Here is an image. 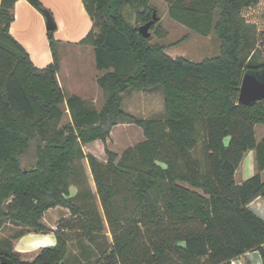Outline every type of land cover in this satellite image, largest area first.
Masks as SVG:
<instances>
[{
  "label": "trees",
  "instance_id": "trees-1",
  "mask_svg": "<svg viewBox=\"0 0 264 264\" xmlns=\"http://www.w3.org/2000/svg\"><path fill=\"white\" fill-rule=\"evenodd\" d=\"M16 1L0 5V229L11 222L49 234L45 212L65 206L81 216V235L99 255L97 264H232L254 250L264 263V219L248 206L264 196V138L256 136V126L264 125V99L239 102L245 73L264 76L257 26L243 13L260 0H167L172 18L218 38L220 53L201 61L173 57L166 44L152 42L153 30L158 37L168 31L151 0H83L93 26L80 43L94 48L102 72L101 108L65 94L55 30L47 31L54 61L34 65L10 32ZM29 1L46 9L41 0ZM154 12L159 18L146 37L139 27ZM155 89L163 93L164 118L124 109V94ZM67 113L70 120L63 123ZM126 118L141 127L144 141L118 162L107 147V162L85 153V144L106 142ZM250 150L258 171L238 183L236 171ZM84 159L112 241L100 216L87 207L90 191L72 196V186L82 187L86 179L78 163ZM26 161L31 165L25 169ZM191 223L197 226L187 227ZM77 226L72 222L73 230ZM55 237L30 261L7 250L0 256L17 264H66L67 234Z\"/></svg>",
  "mask_w": 264,
  "mask_h": 264
},
{
  "label": "rangeland",
  "instance_id": "rangeland-1",
  "mask_svg": "<svg viewBox=\"0 0 264 264\" xmlns=\"http://www.w3.org/2000/svg\"><path fill=\"white\" fill-rule=\"evenodd\" d=\"M160 1L161 2H159V0H154L153 3L157 8L158 14L162 17L160 24L168 30V35L165 37H158L155 30H153V43L166 44L168 51L172 53L173 56H185L193 61H201L207 57L217 56L220 53V42L215 35L213 37L204 36L191 27L175 21L169 14L167 9L169 6H167V3L164 0ZM45 8L49 9L46 6ZM49 10L52 12L51 9ZM257 28V44L263 50L264 55V20L262 22L261 20L259 21ZM57 50L62 64V67L59 70V83L64 87L65 94L67 96L76 94L81 97L87 94L90 96L87 100L98 108H101L104 103V95L98 83L95 84L94 78L96 75H101L102 72L96 67L93 47L88 44H81L78 46L63 48L59 44ZM96 85L100 90L95 87ZM123 106L126 111H129L138 117L157 119L165 117L163 93L159 89L152 91H132L124 94ZM69 120L70 115L67 113L63 118V123ZM263 127L264 125H259L258 136L263 133ZM144 140L145 137L141 127L126 118L120 120V122L114 126L111 130L110 137L106 142L97 139L85 144L83 149L85 153H91L99 160L107 162V147L119 155L117 159L118 162L127 149ZM78 163L83 166L86 179L82 187L76 185L72 186V196L80 189L90 191L91 198L89 202L86 203L87 207L91 209L93 214L96 213L100 216L105 225V233L109 237V241H112V234L110 233L107 218L97 194V186L93 179L89 162L87 159H84ZM25 165H31V162L26 161ZM111 178H115L113 174H111ZM115 182L123 185L122 183L124 181L118 179ZM86 201L88 200H85L84 202ZM42 221L48 229H51V232L48 235L54 237V240H52L53 242L47 246L56 243L55 232L67 234L69 239V253L66 258V264H75L78 262L97 264L99 255L87 245V242L81 235L83 233L81 226L82 218L79 214H73L70 209L65 206H57L47 210ZM72 222L75 223L76 226L78 225L76 230L72 229ZM65 224L67 226L64 228L61 227V225ZM196 226V223H191L187 227ZM142 229L143 231H146L145 227ZM20 232L41 234L23 225L4 222L0 229V243L3 242L4 237L14 238L15 240L18 239ZM2 245L6 246L5 244ZM43 247L44 245L40 244L34 251L32 250L24 255L20 254L21 258L25 261H30Z\"/></svg>",
  "mask_w": 264,
  "mask_h": 264
},
{
  "label": "crops",
  "instance_id": "crops-1",
  "mask_svg": "<svg viewBox=\"0 0 264 264\" xmlns=\"http://www.w3.org/2000/svg\"><path fill=\"white\" fill-rule=\"evenodd\" d=\"M44 6L52 10L56 23L58 25L54 32V37L63 48L81 45L80 41L87 35L93 26L92 18L86 10L83 0H41ZM154 0H151V4ZM169 6L167 0H164ZM2 0H0L1 5ZM159 2H161L159 0ZM129 7H125L128 11ZM168 9V8H167ZM15 19L11 24V34L26 48L34 65L38 68H44L54 61V55L48 39V29L46 27V19L44 13L38 10L31 4L29 0H17L14 8ZM244 16L248 22L259 24L264 20V0L244 9ZM160 16V15H159ZM215 16L214 18H216ZM160 16V21H161ZM172 18V17H171ZM174 19V18H172ZM177 21L176 19H174ZM186 26V25H185ZM258 30V28H257ZM168 31V30H167ZM168 35V34H167ZM166 35V36H167ZM213 34L207 37H213ZM91 46V45H89ZM94 50V48H93ZM167 52L171 55L167 49ZM95 56V53H94ZM177 57V56H173ZM60 68L62 67L59 58ZM97 77L94 82L97 84ZM58 80H60L58 71ZM61 85V84H60ZM62 86V85H61ZM98 90L99 87L95 86ZM62 88H64L62 86ZM88 93V92H87ZM72 95V94H71ZM87 100L89 95L82 96ZM258 127L256 126V136L258 141L264 138L263 133L258 136ZM258 171L256 166V153L250 150L246 153L236 171L235 178L238 183H242L249 177L256 174ZM264 170L261 171L263 176ZM264 178V176H263ZM249 208L264 219V196H258L249 203ZM36 234V233H35ZM32 234L26 232L20 234L18 239L4 237L3 242L0 243V250H7L17 252L22 255L27 252L34 251L37 246H47L51 244L54 237L46 234ZM48 241V242H47ZM5 244L6 246H3ZM54 244V243H53ZM232 264H264L260 252L257 250L249 251L243 256L232 261Z\"/></svg>",
  "mask_w": 264,
  "mask_h": 264
},
{
  "label": "water",
  "instance_id": "water-1",
  "mask_svg": "<svg viewBox=\"0 0 264 264\" xmlns=\"http://www.w3.org/2000/svg\"><path fill=\"white\" fill-rule=\"evenodd\" d=\"M46 19V27L48 30H56L58 25L53 13L49 9L43 11ZM157 12H154L153 18L147 23L139 27L142 34L146 37L151 36L150 28L158 20ZM264 99V76L253 72H246L239 93V102L245 105H250L254 102ZM27 165H24L26 169ZM1 264H17L12 258L7 255L0 256Z\"/></svg>",
  "mask_w": 264,
  "mask_h": 264
}]
</instances>
